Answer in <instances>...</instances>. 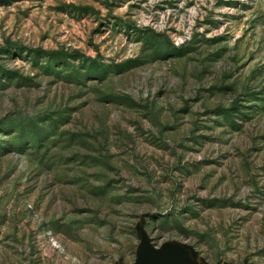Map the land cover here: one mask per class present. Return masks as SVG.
I'll return each mask as SVG.
<instances>
[{
  "label": "rangeland",
  "instance_id": "rangeland-1",
  "mask_svg": "<svg viewBox=\"0 0 264 264\" xmlns=\"http://www.w3.org/2000/svg\"><path fill=\"white\" fill-rule=\"evenodd\" d=\"M169 243L264 264V0H0V264Z\"/></svg>",
  "mask_w": 264,
  "mask_h": 264
},
{
  "label": "water",
  "instance_id": "water-1",
  "mask_svg": "<svg viewBox=\"0 0 264 264\" xmlns=\"http://www.w3.org/2000/svg\"><path fill=\"white\" fill-rule=\"evenodd\" d=\"M169 254H177L186 264H202L198 253L183 243L166 244L148 257H141L138 264H167L164 258Z\"/></svg>",
  "mask_w": 264,
  "mask_h": 264
}]
</instances>
